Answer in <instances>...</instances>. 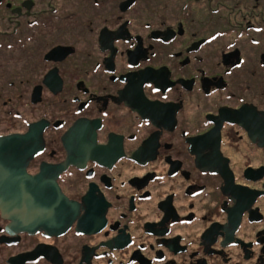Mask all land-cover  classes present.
Listing matches in <instances>:
<instances>
[{
    "label": "flooded vegetation",
    "instance_id": "1",
    "mask_svg": "<svg viewBox=\"0 0 264 264\" xmlns=\"http://www.w3.org/2000/svg\"><path fill=\"white\" fill-rule=\"evenodd\" d=\"M0 264H264V0H0Z\"/></svg>",
    "mask_w": 264,
    "mask_h": 264
},
{
    "label": "water",
    "instance_id": "2",
    "mask_svg": "<svg viewBox=\"0 0 264 264\" xmlns=\"http://www.w3.org/2000/svg\"><path fill=\"white\" fill-rule=\"evenodd\" d=\"M14 143H15V140H13V139H7L6 141H5V147H11V146H13L14 145Z\"/></svg>",
    "mask_w": 264,
    "mask_h": 264
}]
</instances>
